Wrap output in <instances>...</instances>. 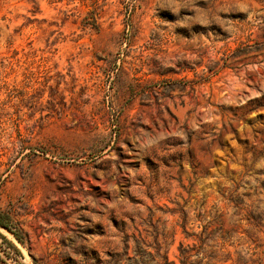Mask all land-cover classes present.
Returning a JSON list of instances; mask_svg holds the SVG:
<instances>
[{
	"label": "rangeland",
	"instance_id": "obj_1",
	"mask_svg": "<svg viewBox=\"0 0 264 264\" xmlns=\"http://www.w3.org/2000/svg\"><path fill=\"white\" fill-rule=\"evenodd\" d=\"M0 264H264V0H0Z\"/></svg>",
	"mask_w": 264,
	"mask_h": 264
},
{
	"label": "trees",
	"instance_id": "obj_2",
	"mask_svg": "<svg viewBox=\"0 0 264 264\" xmlns=\"http://www.w3.org/2000/svg\"><path fill=\"white\" fill-rule=\"evenodd\" d=\"M0 226L7 229L11 233H13L14 236L18 240H21L20 233L16 229H14L11 225V219H10L9 215L7 213H5L4 211H2L1 209H0Z\"/></svg>",
	"mask_w": 264,
	"mask_h": 264
}]
</instances>
